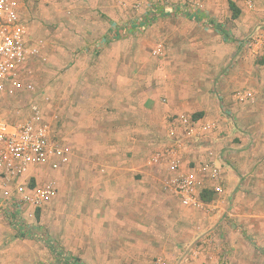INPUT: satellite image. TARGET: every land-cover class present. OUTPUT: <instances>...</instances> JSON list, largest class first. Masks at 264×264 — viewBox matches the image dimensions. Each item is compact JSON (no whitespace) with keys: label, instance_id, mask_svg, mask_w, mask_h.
<instances>
[{"label":"rangeland","instance_id":"obj_1","mask_svg":"<svg viewBox=\"0 0 264 264\" xmlns=\"http://www.w3.org/2000/svg\"><path fill=\"white\" fill-rule=\"evenodd\" d=\"M180 2L173 0L172 4ZM185 2L198 8L193 28L195 36L209 39L206 52L213 54L208 60L198 53V44L176 45L175 37L185 35L178 24L169 23L177 14L168 13L166 6L153 8L152 0H49L27 6L25 18L32 38L43 40L42 57L33 74L37 95H50L53 106L48 111H54L56 98L66 93L68 76L79 57L88 52L97 54L105 47L107 52L113 51L114 44L86 43L92 35L111 33L112 24L123 28L122 36L116 39L137 40L132 44L126 41L123 47L137 49L140 74L144 75L147 66L164 70L165 75L172 68L178 75L182 66L209 69L214 74L218 71L216 79L224 76L227 85V92L214 88L212 94L223 116L219 119L220 135L229 137L239 132L232 142H240L242 137L246 142V147L240 149L243 152L239 160L244 166L237 163L240 181L232 192L229 209H235L237 204L247 214L234 224V229L249 249L236 252L234 262L264 264V0ZM231 2L239 9L237 15ZM189 28L188 34L193 30ZM158 44L161 47L156 54ZM184 49L194 53L193 58H188L191 60L173 58ZM155 80L157 84L160 74ZM170 133L174 135L175 131L171 129ZM157 151L165 150L154 149L149 155L151 164ZM49 173L58 179L59 193L37 209L33 218L13 208H0V264H157L160 258L172 264L204 258L212 262V254L207 252L211 248L202 253L200 238L187 237L189 229L182 234V222L177 218L171 220L153 210L142 188L134 211L129 204L120 203V192L103 183L101 173H77L72 178L65 169ZM226 224L221 236L223 244L219 242L224 264L229 262ZM17 225L30 226L33 232L24 235ZM131 231L138 233L131 237ZM171 242L172 246L162 251L165 243Z\"/></svg>","mask_w":264,"mask_h":264},{"label":"crops","instance_id":"obj_2","mask_svg":"<svg viewBox=\"0 0 264 264\" xmlns=\"http://www.w3.org/2000/svg\"><path fill=\"white\" fill-rule=\"evenodd\" d=\"M185 1L153 8L166 6L164 9L168 13L177 14L169 23L178 24V29L185 35L175 37L176 45L191 47L198 44L201 47L198 53L208 60L213 54V51L212 54L206 52L209 39L200 34L195 36L194 32L198 8L187 6ZM115 15L118 17L116 12ZM189 27L193 29L190 35ZM110 29L112 32L107 35L104 32L105 36H90L86 43L114 44L113 51L107 52L105 47L97 54L83 53L68 76L66 93L56 98L57 135L72 146L70 162L60 170L65 169L69 178L73 174L92 171L103 174L102 182L118 189L120 203L129 204L134 211L138 209L142 188L153 210L170 219L177 218L182 222V234L189 229L187 237L200 238L197 242L202 253L211 248L207 252L212 254V262L204 258L190 262L183 260L181 264H224L220 251L226 222L227 264H235V253L240 250L245 253L249 249V244L234 229V224L247 214L240 211L237 204L235 209H229L232 192L240 181L237 163L244 166L239 160L243 152L240 149L246 147V142L243 137L240 142H232L239 132H233L229 137L220 135L219 119L223 116L212 94L214 88L227 92L224 76L216 79L218 71L214 74L209 69H189L187 66H182L178 75L173 68L165 75L166 71H156L147 63L144 75L140 74L137 49L123 47L126 41L132 44L137 40L116 39L122 36L123 28L112 24ZM182 51L185 53L177 52L173 58L182 62L193 58V52ZM159 74L160 80L156 84L155 76ZM179 114H186L196 122V135L187 131ZM205 125H208L207 129H200ZM171 129L175 131L174 135H171ZM154 149H172V155L180 161V172L199 169L206 163L221 164L224 167V192L205 188L201 191V208L183 206L178 195L170 187H164L165 179L172 174L166 164L150 163L149 155ZM11 210L16 212L14 208ZM129 233L132 237L138 232ZM122 234L127 235L126 232ZM214 239L216 241L211 245ZM170 245L172 242L161 244L159 248L163 246L162 251H165Z\"/></svg>","mask_w":264,"mask_h":264},{"label":"built area","instance_id":"obj_3","mask_svg":"<svg viewBox=\"0 0 264 264\" xmlns=\"http://www.w3.org/2000/svg\"><path fill=\"white\" fill-rule=\"evenodd\" d=\"M48 1L0 0V208H14L30 218L57 197L58 179L49 172L62 169L72 155V146L57 135V111H48L53 106L50 95H37L33 80L43 40L32 38L25 10ZM172 1L152 0L154 6ZM160 47L156 45L154 53H159ZM178 118L191 135L198 133L196 122L186 114ZM171 151H157L152 162L166 164L172 174L165 179L164 187H170L183 206L201 208V191L205 188L224 192L221 164L206 163L199 169L180 172V161ZM157 264L172 263L160 258Z\"/></svg>","mask_w":264,"mask_h":264},{"label":"trees","instance_id":"obj_4","mask_svg":"<svg viewBox=\"0 0 264 264\" xmlns=\"http://www.w3.org/2000/svg\"><path fill=\"white\" fill-rule=\"evenodd\" d=\"M230 6L232 7V9L234 10V15H237L239 13V9L236 7V5L231 2L230 3ZM18 228L20 229L21 233H23L24 235L27 234V233H32L33 232V229H31L30 226H27V225H17ZM75 264H79V263H75Z\"/></svg>","mask_w":264,"mask_h":264}]
</instances>
